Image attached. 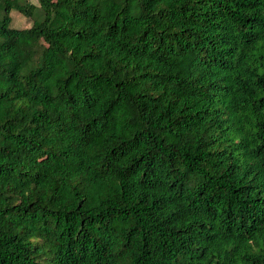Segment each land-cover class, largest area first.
Segmentation results:
<instances>
[{"label":"trees","instance_id":"obj_1","mask_svg":"<svg viewBox=\"0 0 264 264\" xmlns=\"http://www.w3.org/2000/svg\"><path fill=\"white\" fill-rule=\"evenodd\" d=\"M0 264H264V0H0Z\"/></svg>","mask_w":264,"mask_h":264},{"label":"rangeland","instance_id":"obj_2","mask_svg":"<svg viewBox=\"0 0 264 264\" xmlns=\"http://www.w3.org/2000/svg\"><path fill=\"white\" fill-rule=\"evenodd\" d=\"M28 1L32 3H36V0H28ZM10 15H11L10 25L12 26L25 27L28 26L30 23L29 18L27 16H24L15 9L10 10Z\"/></svg>","mask_w":264,"mask_h":264}]
</instances>
